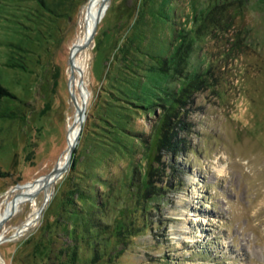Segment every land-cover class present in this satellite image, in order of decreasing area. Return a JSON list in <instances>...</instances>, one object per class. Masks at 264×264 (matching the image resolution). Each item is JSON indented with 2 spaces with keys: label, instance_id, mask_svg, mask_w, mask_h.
Listing matches in <instances>:
<instances>
[{
  "label": "rangeland",
  "instance_id": "374dc122",
  "mask_svg": "<svg viewBox=\"0 0 264 264\" xmlns=\"http://www.w3.org/2000/svg\"><path fill=\"white\" fill-rule=\"evenodd\" d=\"M101 1H62L36 18V0H0V84L14 94L0 99V218L12 198L28 196L0 227V264H264V0L230 1L226 24L194 40L189 70L207 80L180 108L177 153L157 149L154 106L177 84L147 69L221 0H110L71 66ZM135 58L141 67L126 63ZM135 72L140 84L127 83ZM81 114L67 168L19 188L64 164ZM117 124L141 138L125 153L94 139ZM139 160L145 173L130 178ZM94 176L126 183L102 219L95 209L99 227L87 232L88 204L64 196Z\"/></svg>",
  "mask_w": 264,
  "mask_h": 264
},
{
  "label": "trees",
  "instance_id": "16d2710c",
  "mask_svg": "<svg viewBox=\"0 0 264 264\" xmlns=\"http://www.w3.org/2000/svg\"><path fill=\"white\" fill-rule=\"evenodd\" d=\"M36 1H37V4H36L37 6L34 9L37 13H35L34 10L33 11L30 10L36 16V18L40 17L38 13L42 14L43 8L49 13L53 14L57 12L58 4H61L65 1L63 4L66 5V0H56L54 7L48 4L46 0H36ZM230 1H233V2L235 1L238 3L244 2L243 0H221L219 2L214 3V5H212L206 11L205 14L200 16V19L193 26V30L192 29L184 30V31L181 30L179 32L180 33L179 39L177 41L176 47L174 48L173 51H171L172 53H170L167 56L153 55V59L155 60V65H151V67L147 69L146 74L149 75V72L157 70L161 74L167 75L170 79H173V81L176 82L177 84L176 89L170 92H165L163 95L157 97V100L154 105L159 108V112L161 115L160 120L162 121L161 127H160L161 133L158 137V141L156 145L158 150H161V149H165L166 151L173 150L174 153H177L176 151L178 150V146H177L178 140L175 141L176 131L174 129L177 126L182 125V124H179L181 123V121H180V118H178L181 114L180 108L182 109V107L186 106L188 103L191 102L193 95L205 86L206 80H207V76L205 72L202 71V69L198 71H193V72L189 70L190 55H191L190 53H192L195 49L194 40H196V37H198V35H200V33H202L204 29L209 27L210 25L222 27L223 25L226 24V22L222 20V17L227 16V15H232L231 13L227 12L231 4L229 3ZM140 13H141V10L139 12V15ZM191 33H193L194 35H191ZM129 37L131 38L132 36H128L127 41H129ZM126 44L127 43H125V45ZM132 46L134 45L129 44L130 48H133ZM135 46H134V49H135L134 51H136V54H141L140 44L139 46H137V48ZM138 61L139 60H136L135 58V59H131L130 61L126 60V63L131 64L135 62L138 66L141 67L140 62ZM131 71H134V70H131ZM136 74L137 73L135 72V75ZM138 75L136 76L133 75V77H135L137 80L131 77V79L126 80L127 83H130L132 85L140 84L141 77L138 78ZM5 97L14 98V94L10 92L6 87L0 84V99L5 98ZM113 105H118V104L117 102H114ZM106 108L111 109L109 104L106 106ZM112 117L113 116L108 117L107 121H113L114 119ZM174 118H178V119L175 120ZM115 119L118 120L117 118ZM124 129L125 128H123L122 125H118V129L112 130L113 131L111 132L112 134H103L102 136H94V139L99 141V145L109 143V145L116 146L117 149L113 150L116 153L118 151V148L119 150H123V152L125 153L129 147L127 144L128 142L130 143L131 140L133 141L134 139L135 141H139L141 140V138L139 139L130 134L128 135L127 133H125L127 132V129L125 130ZM96 133L100 134L103 132L98 131ZM135 166L138 168V171H136L133 168L131 172L132 177L130 175V178H134V177L140 178V174H141V179H142L143 173L145 172H144L143 167L141 168V160H139L138 163H135ZM2 174L3 172L0 171V175ZM79 177H82V175H79ZM88 178H90V176ZM95 183L99 185L102 184L104 187L108 189L107 192H104L103 194H99L97 192L96 187L94 186ZM125 183L126 182L123 178V180L118 181V185L111 186L110 183H106V182L102 183L101 180L97 176H94V177H91L90 181L88 180L86 181V184L84 185V187L83 186L81 187L80 184L77 185V183L75 185H72L66 191V196L64 197H66V199H68L69 202L72 203L74 206H75L74 203L76 202V200L80 202V204H88L89 209H87L88 211L84 216L85 217L84 218V222H85L84 229L87 232H89L91 231L92 228H95L96 226H98V224L96 223H100L99 220H97V222L95 223L93 222L94 221L93 212H97L95 209H97L98 211H101L99 214L100 216L98 217L99 219H102L103 216L101 215V213L102 212L104 213L106 210L111 208V205H113V203L115 202L116 196L120 194V190L123 189ZM102 185L101 187L104 188ZM125 223L126 222L123 219L115 220L114 222L115 231L114 232H116L117 235L123 233L122 232L123 228L125 229L127 227V224ZM109 226L111 225H107V226L104 225V227L100 228V230L104 229L103 232L106 233L104 235H107ZM112 234L113 232L109 233V235H112Z\"/></svg>",
  "mask_w": 264,
  "mask_h": 264
},
{
  "label": "water",
  "instance_id": "95a60500",
  "mask_svg": "<svg viewBox=\"0 0 264 264\" xmlns=\"http://www.w3.org/2000/svg\"><path fill=\"white\" fill-rule=\"evenodd\" d=\"M109 1L110 0H102L101 1V3L98 6V9L95 12V15H94L93 19H92V25H91L90 31H89L88 35L85 36L84 42L81 45H78L76 48H73V51L71 52V55H70V64H71V66H74V61H73L74 57L73 56H74L76 50L78 48H80V47L83 48V46H85L89 42V40L94 36L95 29H96V27L98 25L97 22H99V19H100L102 13H103L105 7L109 3ZM89 6H90V2L88 4V7ZM88 7L86 9H88ZM86 12H87V10H86ZM70 94H71V98L74 101L75 107L78 108V105L76 103L74 94L72 92H70ZM82 119H83V116L81 114L79 116V126H78V129L76 131V134H75V136L73 138V141L68 146V154H67V157H66V160H65L64 164L62 166H58V165L55 166L48 173L36 178L33 182H28V183H25L23 185H18L19 188L27 186V184H29V183H34V182L40 181V180L45 179V178H50L51 180H54L61 172H63L64 169L67 168V166L69 164V160L71 159L72 153L74 151V147H75V145H76V143L78 141L79 135H80L79 128H81ZM12 200H13V198H12ZM15 207H16L15 204H13L11 209L2 218H0V227H1L2 223L7 219V217L14 211Z\"/></svg>",
  "mask_w": 264,
  "mask_h": 264
},
{
  "label": "bare ground",
  "instance_id": "6f19581e",
  "mask_svg": "<svg viewBox=\"0 0 264 264\" xmlns=\"http://www.w3.org/2000/svg\"><path fill=\"white\" fill-rule=\"evenodd\" d=\"M95 10V9H94ZM92 11L90 10V12L88 13V16H87V30H88V32H87V34L86 35H88V33H89V31H90V28H91V22H90V19H92ZM85 35V36H86ZM77 103V105H78V102H76ZM77 110L79 109V106H78V108H76ZM70 144H71V141H70ZM63 165V164H62ZM62 165H60V166H62ZM51 179L50 178H45V179H42V180H40V181H37V182H35L34 184H35V186H33V185H31L30 186V189L31 190H33L34 189V187H36V186H39L40 184H42V183H47V182H49ZM26 198H28V196H27V193H25V194H23V195H20V196H18L17 198H15V199H13L10 203H9V205L7 206V208L5 209V211H4V213L2 214V216L6 213V211L13 205V204H15V203H18V202H20V201H22V200H25Z\"/></svg>",
  "mask_w": 264,
  "mask_h": 264
}]
</instances>
